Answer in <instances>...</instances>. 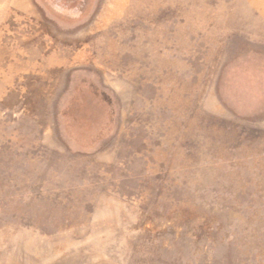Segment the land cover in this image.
<instances>
[{
	"label": "rangeland",
	"instance_id": "obj_1",
	"mask_svg": "<svg viewBox=\"0 0 264 264\" xmlns=\"http://www.w3.org/2000/svg\"><path fill=\"white\" fill-rule=\"evenodd\" d=\"M0 264H264V0H0Z\"/></svg>",
	"mask_w": 264,
	"mask_h": 264
}]
</instances>
